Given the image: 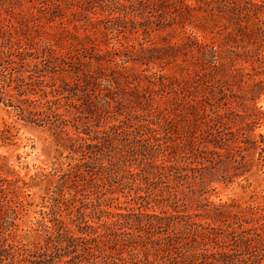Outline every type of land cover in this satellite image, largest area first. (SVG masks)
<instances>
[{"label": "trees", "instance_id": "1", "mask_svg": "<svg viewBox=\"0 0 264 264\" xmlns=\"http://www.w3.org/2000/svg\"><path fill=\"white\" fill-rule=\"evenodd\" d=\"M95 1L104 20L79 5L66 20L72 30L62 27L53 37L42 35L41 21L64 16L44 1L0 0V8L18 6L28 17L22 39L0 20V103L19 121L46 129L57 153L49 171L28 180L0 155V264L264 263V191L252 190L245 205L210 199L214 185L241 180L246 191L250 179L264 175V111L257 107L264 95L263 4L203 0L207 42L187 36L147 62L132 60L158 63L174 50L175 58L191 54L196 71L177 64L182 75L167 81L159 66L132 81L123 55L136 52L117 37L126 17L156 14L143 22L150 37L177 15L162 0ZM103 21L120 48L97 58L91 73L81 63L94 48H76L70 39L78 38L75 23L88 31ZM241 61L250 68H237ZM167 90L172 105L161 112L154 97ZM119 91L129 98L122 106ZM14 130L3 122L2 147L16 144ZM35 189L42 192L34 204L42 220L22 233L19 221ZM31 233L36 240L27 242Z\"/></svg>", "mask_w": 264, "mask_h": 264}, {"label": "rangeland", "instance_id": "2", "mask_svg": "<svg viewBox=\"0 0 264 264\" xmlns=\"http://www.w3.org/2000/svg\"><path fill=\"white\" fill-rule=\"evenodd\" d=\"M42 1L49 5L51 10L64 16V21L56 19L55 22L49 24H45L44 21H41L42 23L40 24L42 25V30L44 32L42 34L43 36H59L62 27L72 30V26L68 25L66 20L74 19L73 17H75V12L79 11V8L77 7L79 5H83V8H86L87 10L91 8L92 12L94 11L96 13L95 17H98L101 20H104L107 16V13L103 12L100 8V1H95L92 4H90L91 0ZM162 1L165 2L168 9L177 15L174 22H171V27L158 32H153L150 37L145 35L143 33L144 23L154 20L156 16V14L151 13L150 10L146 9L145 11L132 13L131 16L126 17L125 21L128 22L126 28H121V31L117 36L125 47L131 48L130 50L136 52V55L126 53V55H123L127 56L129 60L128 63L124 65V67H126L125 75L132 81L138 80L144 74H148L149 71L161 70L159 66L163 68L162 74L165 75V79L167 81H173L182 75L180 70L177 68V64H186L188 69L192 72L196 71V61L191 54L184 56L180 53L181 55L175 58L172 56L175 52L174 50L164 54L163 57H161L162 61H159L158 63L151 62L149 65H143L141 63H135L132 60L141 57L142 60H144L143 62H147L144 58H150L149 55H151L153 51H163L165 49L169 50L172 46H182L187 43V36H193L197 42H207L210 37V35L202 29L203 23L201 17L209 12V7L202 4L203 0ZM252 3L255 5L263 4L264 6V0H252ZM3 8L5 7L0 8V20L8 26L11 31H13V38L22 39L27 37L22 25L28 18L27 10L20 9L18 6L9 11H5ZM82 17L83 16H79L78 19H81ZM262 19H264V14ZM105 21H103L104 24L96 25L92 27V29L89 28L88 31H85L81 27L83 23H75L77 25L78 38L70 39V42H72L76 48H79L80 44L94 48L92 49L93 51H91L94 53H89V60H83L81 63V69L88 70L91 73L96 71L97 66L95 65V60L97 58L100 57L104 59L106 57V51H111L112 49L117 51L118 48H120L115 41L116 35L114 36L113 33L105 30ZM221 21L226 23V20L224 19ZM61 22H63V24H61ZM132 22L136 23V25H134L135 27L132 25ZM190 22H192L193 25ZM133 27L135 29H133ZM154 54L160 55L161 53ZM111 57L116 58V56ZM127 57L122 58L127 59ZM116 60L118 64L121 63L118 58H116ZM236 67L249 69L250 65L241 61L236 63ZM147 70L149 71L147 72ZM79 74L81 76V73ZM118 94V98H120V104L122 106L124 101L129 98L124 96L121 91H119ZM154 98V105L158 110L160 109L159 111L166 112L171 108V98H173V94L169 93L168 90L165 92L160 91ZM257 107H261L264 111V95H262L258 100ZM3 122L12 124L15 128L14 132L17 134L15 140L16 144L14 146L2 147L0 144V155L7 158L14 171L24 180H28L39 170L49 171L55 161V157L57 156L54 137L42 127L19 121L10 108H5L0 103V130L3 128ZM260 132L264 134V127L260 129ZM250 182L252 183V188L246 191L242 190L240 187V185H246L241 180H236L228 187L223 185H214L216 190L210 199L214 203H225L234 200L245 205L250 200L249 198L252 195V190L256 189V192L258 193L264 191V175H261L260 177L255 176L250 179ZM31 193H35L32 200L33 206L30 208L27 215L19 221L21 229H23L22 233L35 229V223L42 220V217L39 215L40 208L34 207V204L40 201L39 197L42 195V192L35 189L32 190ZM75 206L78 207L79 203ZM26 240L27 242H34L36 237L31 233L27 236Z\"/></svg>", "mask_w": 264, "mask_h": 264}]
</instances>
